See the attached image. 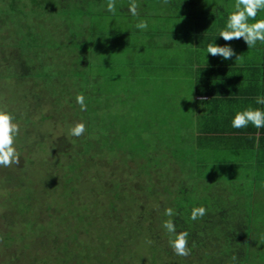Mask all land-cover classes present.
Here are the masks:
<instances>
[{"label": "rangeland", "instance_id": "374dc122", "mask_svg": "<svg viewBox=\"0 0 264 264\" xmlns=\"http://www.w3.org/2000/svg\"><path fill=\"white\" fill-rule=\"evenodd\" d=\"M12 1L0 0V107L6 106L20 125L15 140L20 163L0 167V264H192L191 255L182 257L185 260L175 254L174 261L165 256L153 259L149 248L153 243L145 239V232H134L138 245L121 233L134 231L136 211L145 202L144 209L156 217L173 208L171 201L181 184L189 186L193 206L205 203L207 211L216 214L228 207L233 215L240 206L236 198L249 190L230 179L219 180L224 172L197 163L191 138L192 77L171 60L188 58L177 37L185 12L201 14L208 4L235 0H193L192 6L191 0H135L136 17L129 11L131 0H115V14L107 10L108 0H16L9 6ZM141 19L148 22L146 30L135 27ZM75 40H86L84 53L80 52L84 46L79 51ZM18 52L32 58L29 63L35 67L43 62L38 76H15L22 72L21 66L15 69ZM80 59H87L88 65L72 69ZM78 93L84 94L87 119L76 102ZM78 121L93 128L88 134L95 145L88 154L78 153L87 133L69 134ZM60 141L75 154V168L86 167L84 178L72 184L74 205L67 207L74 211L69 220H62L66 223L60 222V213L65 211L62 197L70 186L63 188L59 179L57 184L61 172H53L55 165L60 169L59 164L67 162L57 154ZM104 141L107 147L102 148ZM143 155L152 157L154 169L149 173L143 170ZM159 159H164L161 170L155 163ZM110 181L124 190L121 201L134 198L135 204L121 207L119 199L114 201L116 221L105 206L114 193ZM152 184L153 192L147 189ZM161 184L169 193L159 191ZM228 189L238 196L228 191L223 197L220 192ZM78 203L83 211L87 206L93 210L92 219L80 225L75 222L82 211ZM255 229L251 233L261 234L264 246V228ZM166 234H160L163 245H169Z\"/></svg>", "mask_w": 264, "mask_h": 264}, {"label": "crops", "instance_id": "0c3cea01", "mask_svg": "<svg viewBox=\"0 0 264 264\" xmlns=\"http://www.w3.org/2000/svg\"><path fill=\"white\" fill-rule=\"evenodd\" d=\"M234 5L235 2L208 4L206 9L200 10L201 14H194L193 10L185 12L182 18L186 21L178 29L177 37L188 58L181 62L171 60L172 65H179L192 77L190 100L195 104L192 112L195 125L191 138L200 151L199 165L203 168L210 165L213 172H224L226 176H217L219 180L230 179L239 184L240 189H249L240 192V196L230 189L220 193L227 197L231 191L238 196L235 202L240 206L232 218L243 214L241 218L251 219V228L256 230L264 228V127L258 129L249 124L246 128L236 129L231 126V121L237 111L249 106L264 110V105L256 104V97L264 96V43L258 41L255 47L248 48L242 38L224 41L219 37ZM256 19H264V10L258 12ZM167 43L172 45L173 42ZM209 43L229 45L236 55L229 60L207 55ZM238 56L240 59L236 60ZM226 173H230V178ZM246 204H249L248 208H245ZM258 234H252L251 251H264L263 242L259 240L261 234Z\"/></svg>", "mask_w": 264, "mask_h": 264}, {"label": "trees", "instance_id": "16d2710c", "mask_svg": "<svg viewBox=\"0 0 264 264\" xmlns=\"http://www.w3.org/2000/svg\"><path fill=\"white\" fill-rule=\"evenodd\" d=\"M15 3H16V0H13L12 2H10L8 4H9V6H14ZM78 41H79V45H78L79 51L84 46L83 49L80 51L81 53H84L85 52L84 50H86L85 49L86 47L84 45L85 44L84 41H86V40H75V42H77V43H78ZM17 42H18V40H16V43ZM80 43H82V44H80ZM17 45L18 44H16V46ZM21 46L22 45H19L20 48H21ZM22 48H23V46H22ZM16 49H17V47H16ZM73 49H75V48H73ZM17 54L18 55L14 61L15 64L17 63V65L14 64L15 69H18V67L21 66L22 72L19 71L20 73H17L15 76L17 78H25V76L27 77L28 74H30V73H31L30 75H32L34 73L36 76H38V74L40 73V71L42 69L43 62L40 63V65L38 64V67H35L34 64L29 63V61H30L29 59H32V58H26V57L22 56L21 54L19 56V52ZM84 58H86V57H84ZM73 65L74 66H72V69L80 70V69H82L88 65V61H87V59H80L79 61H76V63H73ZM86 112H87V114L85 113V117L87 119L89 117V115H88L89 112L87 110H86ZM92 130H93L92 125H90L88 123V125L86 126V133H87L88 137L83 139L82 144H84L83 145L84 147H82L83 149L78 150L79 154L80 153L88 154L89 151L92 150L93 146L95 145V144H93L94 140L90 139L92 134H88V133H91ZM107 137L109 138L108 135H107ZM103 144L105 145L106 142L104 141ZM103 144H102V148L107 147L106 145L104 146ZM57 145H58L57 154L60 155L61 158L65 159V157H66L67 162L65 163V165H64V163H62V164L60 163L59 164L60 169L58 168V165H55L56 168L53 169V172H55L57 170L61 172V174H60L61 177H60V175H58V178L55 181L57 183V180L59 179V182L62 183V185L64 182L63 188H67L68 183H69L68 186H70L69 187L70 189L68 188V190H65V193H66L65 196L62 197V199H64L62 205H63V208L65 209V211L60 213L62 215L60 217V222H62L63 219L69 220L71 211H74V210H72V207H70V206L67 207V204H73L74 193H72V191H73L74 185H72V184H75L76 182H78V178H81V179L84 178L85 173H83V172L86 171V167L83 168L81 166V167L75 168V167H77V164L75 163V154H73L71 152V150L67 151L68 145L64 141L57 142ZM85 148H87V149H85ZM100 151H102V150L100 149ZM194 152H196V154H197V156L195 157L197 159V163L200 164L201 158H199V153H200L199 149L197 150L195 147ZM189 155L191 156V154H189ZM143 157L146 158V162H145V165L143 167V170L149 173L150 168H153V166L151 165L152 157H151V155H143ZM172 157L174 158V156H172ZM175 157H176V160H179L178 163H180L182 158L180 157L179 152H177V155ZM155 163H156V165L160 166V168L158 170H161V165L164 164V159L162 160V162H160V159H159V161L156 160ZM178 163H177V165H178ZM182 164H183V160L181 162V165ZM180 167L181 166L179 165V169H180ZM82 173H83V177H82ZM159 173H160V171H159ZM159 175L166 177V174L163 172H161ZM203 177H205V175H203ZM75 180H76V182L73 183ZM178 183H179V180H178ZM110 184H111V192H114V193H112L111 202L109 203L107 201V204L105 206L108 208V209H106L108 211V213L112 216L111 220L116 221L118 219L119 215L118 214H115V215L112 214V213L116 212V209H115L116 207H115L114 201L119 199V205L121 207H126V205L131 206V205H135V204L133 203L134 198L132 199V201H125V202L121 201L122 200V197H121L122 193L121 192H123L124 190L120 191L118 189L119 184H117V185H116V183L113 184L112 181H110ZM112 185H114V186H112ZM153 186H154V184L147 187L148 191L153 192V188H154ZM160 188L162 190V191L159 190L160 192L163 193V191H164V192L169 193V190L167 191V185L161 184ZM189 190H190L189 186H186V185L184 186V184H181L179 186V189L177 190V194L175 196H173L171 203H172L173 209L176 212V215H174L173 217L166 216L164 210H162V213L156 217V215L152 212V210H151L152 213H150L148 210L144 209L146 202L143 203L141 206H139V210L136 211L137 217L135 219V222L132 224L134 231L133 232L130 231L129 233L128 232L124 233V231H123L121 233V236L122 237L126 236L125 238H127V240H129L131 242V244L138 245V243H135L137 241L138 235L137 236L134 235V232H137V234L145 232L144 233L145 239H148V241L150 240L151 243H153V245H151V247H149L152 250L153 259L157 258L158 260H162V257L165 256L166 258L169 257V260H170V258H171V260H173V257H175L173 251L170 248H167V246H169V245H166V244L163 245L162 239H160L161 238L160 234L162 232L166 231L162 227L163 222L167 219H172L176 225L177 232H180V231H188L189 232V237H188L189 245L188 246H189V248H191V254L190 255L193 256L191 258L194 260V262L191 261L192 264H229L230 258L233 255H236L238 257V264H257L256 260H258V262H262L264 260V251H261V250L251 251L250 250L251 247H250L249 242L253 238V235L251 233V228H250V226H252V225H249L250 223L252 224L251 219H242L240 216L239 217L233 216L234 218H232V214L228 213V207L227 208L222 207V208H220V210H219L220 212L218 214L209 213L207 211V214L202 219L192 221L190 219L191 211L194 207H198L200 205L194 204V206H193L192 198L189 197V194H190ZM193 198H195L194 195H193ZM198 199H199V197L197 196L196 200L198 201ZM197 201L195 203H198ZM81 204L82 203H78V204H76V206L81 205ZM190 205H191V207H190ZM204 207L207 208L208 206L204 203ZM81 210L82 211L80 214H76L79 217V218H77V221L75 219V222L78 225H80V221L86 220L89 217L92 219L91 214L93 213V210L90 211L89 206H87V209H85L83 211L82 205H81ZM123 211L126 212V209L121 210L120 213H124ZM144 212H147V215H145L146 217H143ZM158 217H159V219H157ZM156 222L160 223L158 230H155L156 229V227H155ZM62 223H66V222L63 221ZM143 228H145V229H143ZM154 230H155V232H154ZM166 233H167V231H166ZM74 237H76V236H74ZM166 237L168 239H170V234L167 233ZM119 240H121V239H118L115 243L116 244L119 243L120 242ZM193 242L195 244L194 247H193ZM119 248H120L119 246L116 247V250H118ZM157 252L159 255L158 256L154 255ZM114 254H115L114 257H118L117 252L116 253L114 252ZM178 258L180 260L184 259L181 256H178Z\"/></svg>", "mask_w": 264, "mask_h": 264}, {"label": "clouds", "instance_id": "9594fccd", "mask_svg": "<svg viewBox=\"0 0 264 264\" xmlns=\"http://www.w3.org/2000/svg\"><path fill=\"white\" fill-rule=\"evenodd\" d=\"M138 7L139 5L135 0H131L129 11L132 16L136 17L139 15ZM107 10L115 14V0H108ZM262 10H264V0H235L234 10L229 13L225 27L219 32V37H222L224 41L242 38L248 48L255 47L258 41L264 43V19H256L258 12ZM250 20L254 22L250 23ZM135 27L140 30H146L148 22L141 19L136 23ZM206 53L207 55L211 54L213 57L220 56L224 60H229L236 55L231 46H219L216 43H209L206 47ZM238 59H240L239 56L236 60ZM76 102L80 105L81 111L87 110L83 93L77 94ZM256 104L264 105V96H257ZM249 124L258 129L264 127V110L249 106L244 110L237 111L231 121V126L236 129L246 128ZM85 132L86 124L83 121L76 122L69 130V134L74 137H81ZM19 133L20 125L16 122L13 113L6 106L0 107V167L8 168L14 164L19 165L20 154L15 147V140ZM206 214L207 209L203 205L194 207L191 211L190 219L196 221L202 219ZM165 215L173 217L176 212L169 207L165 209ZM162 227L170 234L169 246L173 253L181 257L189 256L191 254V248L188 246L189 232H177L176 225L172 219L165 220ZM229 264H238V257L233 255Z\"/></svg>", "mask_w": 264, "mask_h": 264}]
</instances>
